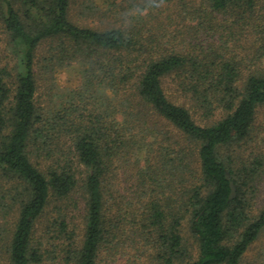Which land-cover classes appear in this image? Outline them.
Wrapping results in <instances>:
<instances>
[{
  "label": "trees",
  "instance_id": "obj_1",
  "mask_svg": "<svg viewBox=\"0 0 264 264\" xmlns=\"http://www.w3.org/2000/svg\"><path fill=\"white\" fill-rule=\"evenodd\" d=\"M77 2L0 0L13 56L0 66V264H43L36 226L78 188L85 230L66 261L97 264L117 230L106 184L125 161L135 162L141 196L155 195L135 233L158 263L241 264L264 231V206L255 210L264 166L226 151L250 136L264 106V54L252 51L255 63L243 75L245 62L231 51L240 34L264 49V0H85L82 13L100 10V2L101 14L109 13L112 23L101 29L71 20ZM165 2L174 16L147 24ZM72 67L76 87L42 107L38 79L54 83ZM168 80L189 107L167 96ZM52 226L67 232L63 217Z\"/></svg>",
  "mask_w": 264,
  "mask_h": 264
},
{
  "label": "rangeland",
  "instance_id": "obj_2",
  "mask_svg": "<svg viewBox=\"0 0 264 264\" xmlns=\"http://www.w3.org/2000/svg\"><path fill=\"white\" fill-rule=\"evenodd\" d=\"M172 2L164 3L162 7L163 12L155 11L150 13L149 17H146V23L153 25L158 22H166L168 16L173 17L175 9L172 8ZM85 7V0H78L77 4L72 8L71 20L84 27H91L95 29H101V26H106L112 23V20L107 19V14H101V2L100 10L86 11L82 13V8ZM87 16H86V15ZM154 15V17H153ZM177 24H174L176 26ZM238 31H234L236 33ZM228 33V32H227ZM243 34V33H242ZM255 36L251 34L241 36L237 35V43L232 49V53H237L238 59L244 60L243 75L249 70L252 63V51L259 59L264 54V49L260 48L261 43L256 40ZM230 45L229 47H232ZM237 47V48H236ZM48 46L44 47L42 51H45ZM236 48V49H235ZM45 49V50H44ZM255 56V57H256ZM12 52L9 49V41L3 24L0 20V66L12 65ZM253 56V58H255ZM264 67V59L261 63ZM253 68V67H252ZM79 69L72 67L61 71L57 74V81L54 83L46 82L43 78L38 79V103L42 107L54 106V101L57 98L68 92L65 90L74 89L78 81L77 75ZM164 88L167 96L178 104L186 107L190 106V103L184 101L176 92L175 85L172 81H166ZM56 107V106H55ZM193 112L195 121L204 125L206 119L198 111ZM217 117H220L218 112H215ZM226 153L240 157L243 160L253 161L259 158L264 166V106H261L257 110L256 119L254 121L252 132L250 136L238 145H234ZM139 167L144 165V154L141 156ZM134 161L118 162L108 178L106 184L105 201L108 207V217L110 221L114 222L117 230L113 232V238L110 236L108 241L101 249L97 264H160L155 259V250L151 248L148 242L141 240L135 233L136 224L138 223V217L144 211L147 203V193L141 196L139 192V180L135 173ZM83 190L78 188L75 192L66 200L54 201L46 210V215L39 221L36 228V235L43 242V250L45 253V260L43 264H69L66 261L68 251L71 248H75L76 244H81V239L85 230V207H84V195ZM168 196V195H166ZM150 198L155 195H150ZM264 206V176L260 180V189L257 194L255 210H258ZM63 217L67 222V232L61 234L55 226H52V222L55 218ZM49 219V220H48ZM49 229L51 231H49ZM69 233V234H67ZM182 234L184 242L190 250L191 257H198V247L191 234L188 232L187 225L183 226ZM71 243L73 244L72 246ZM72 264V263H70ZM174 264H178L177 262ZM241 264H264V231L260 235L259 239L250 247V249L244 255Z\"/></svg>",
  "mask_w": 264,
  "mask_h": 264
}]
</instances>
